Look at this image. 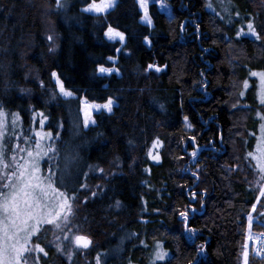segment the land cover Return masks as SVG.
Segmentation results:
<instances>
[{"label": "trees", "instance_id": "trees-1", "mask_svg": "<svg viewBox=\"0 0 264 264\" xmlns=\"http://www.w3.org/2000/svg\"><path fill=\"white\" fill-rule=\"evenodd\" d=\"M61 2L0 0L8 149L16 136L24 143L43 115L46 130L61 133L56 164L64 157L74 163L72 222L43 227L33 244L48 255L34 250L29 259L152 264L159 245L167 256L156 264H243L244 251L249 264H264L249 240L264 234V173L253 159L264 104L251 76L264 72V0H167L171 16L152 3L151 25L138 0H116L103 14L83 11L93 0ZM109 26L124 33V44L106 38ZM99 66L119 74L101 75ZM54 78L72 97L60 95ZM82 99L115 105L85 128ZM47 163L46 176L53 173L44 171ZM76 235L92 245L76 246Z\"/></svg>", "mask_w": 264, "mask_h": 264}, {"label": "snow or ice", "instance_id": "snow-or-ice-1", "mask_svg": "<svg viewBox=\"0 0 264 264\" xmlns=\"http://www.w3.org/2000/svg\"><path fill=\"white\" fill-rule=\"evenodd\" d=\"M141 8L144 9V19L151 23L147 13V0H139ZM57 8L63 6L61 0H56ZM114 7V0H101L99 4H89L87 8L83 9L85 12L91 13H104ZM211 7V5H209ZM248 31L257 40H261L262 37L256 32L254 25L249 23L247 25ZM243 31V30H241ZM109 39H119L121 42L125 40V35L122 32L116 31L109 26L108 31L105 33ZM240 35V32L237 33ZM52 39L51 36L48 37ZM111 59V57H109ZM152 67L151 65L149 66ZM158 70V69H157ZM113 69L105 68L103 66L98 67L99 73H110ZM53 76H56L53 73ZM251 76H258L260 80V102L264 104V72L256 73L252 72ZM59 83V81H58ZM249 86L248 81H244V87ZM60 91L66 97H71L72 92L64 89L60 84ZM243 94V93H241ZM113 101L109 99L102 107L109 112L112 111ZM91 107H98L91 105ZM90 113L85 109V125L88 124ZM264 120V116L261 117ZM94 123V121H93ZM12 126H15V119L12 121ZM8 121L7 114L0 108V169L11 170V175L5 172V179L9 183L4 187L10 189L7 194L0 191V264H29V257L26 253H30L32 249L27 247L32 237L40 231L41 224H55L57 228H61V224L58 223L61 219L62 213L65 209L71 210V204L69 201L76 202L74 195L75 190L68 188V183L71 179V167L70 163H66L64 169L57 175L52 173L47 178H42L39 175V160L42 156L47 155L48 151H54L49 145L47 151H45L39 142L35 143V153L33 151H27V157L29 159L24 160L23 163H19L15 153L17 151L24 152L25 149H20L19 145H14L11 149L13 155L8 156V146L5 143V137L7 136ZM262 136L260 139V147L258 148V154L253 156V159L257 160L259 165V172L264 173V124L261 125ZM50 136V134H49ZM195 155V153H193ZM252 156V153H249ZM264 179V175L261 176ZM61 188L64 190L62 191ZM72 195H69V192ZM264 195V191L261 192ZM252 211H256V205H252ZM71 215L63 216L64 224H70L72 222ZM181 216L186 217L187 213H180ZM264 215V213H262ZM253 226V216H248V227L251 229ZM74 242L78 247L88 249L92 245V240L86 235H76ZM157 251L152 264H156L158 260H164L167 256L166 252ZM35 250L42 252L45 256L48 253L39 244L34 245ZM249 253L243 252V264H249ZM32 264H38V258L32 261ZM96 264H100V257H96Z\"/></svg>", "mask_w": 264, "mask_h": 264}, {"label": "rangeland", "instance_id": "rangeland-1", "mask_svg": "<svg viewBox=\"0 0 264 264\" xmlns=\"http://www.w3.org/2000/svg\"><path fill=\"white\" fill-rule=\"evenodd\" d=\"M100 2H97V4H99ZM138 3H139V0H138ZM152 3H156L159 6V8L161 9V11H163L164 13H166L168 16H171V8L167 4V0H147V13H148L149 6ZM115 4H116V0H114V6H115ZM219 5H220L219 8L222 9V10H224V11H222L223 13L228 14L230 12L231 7L229 6V4H222V2H221V4H219ZM139 7H140V10L143 13V18H142L143 23L148 24V25H151V23H149L147 20L144 19V14L145 13H144V9L141 8L140 3H139ZM210 8H212V7H210ZM110 10H108V11H110ZM88 13H91V12H88ZM104 13H106V12H104ZM91 14H97V13H91ZM98 14H103V13H98ZM148 18L150 19L149 13H148ZM150 21H151V19H150ZM106 38L109 41L119 42L121 44H124V42H125V40L123 42H121L118 38L117 39H114V40L109 39L108 36H106ZM111 61L114 62V63H116L117 60H116V58H112ZM110 69H113V71L110 72V73H99V74H101V75H111L112 73L119 74L117 68L111 67ZM258 73H260V72H258ZM256 77L258 78V84H257V87H256V91H257L256 94L259 95V99H260V80H259V77L258 76H256ZM54 79H55V82H56V85H57V88H58V92L60 93V95L62 97H64V98H70V97L64 96L61 93V91H60V84H61V82L57 78H54ZM58 81H59V83H58ZM104 104L91 103V102H88L87 100H84V99L81 100V114H82L83 126L85 128H87V127H89L91 125H94L93 121H94V115L96 113H99L101 111H105L107 113H110L107 109H105V108L102 107ZM91 105H96L98 107H91ZM114 105H115V101H113V103H112V109H113ZM85 109H87V111L90 113V118H89V122H88L87 125H85V122H84L85 121ZM46 124H47V119L43 115H40V117H39V124L36 127H33L34 126V124H33L32 127L29 129L28 133H25L27 136L24 137V139H23L24 140V143L22 142V144H21V140L22 139H21V136L20 135L19 136H16L14 145H17L18 144L20 149H25L26 150L24 152L17 151L15 153V155L17 156L18 162L19 163H23L24 160L29 159L27 157V151L30 150V151H33L35 153V143L36 142H39L40 145L42 146V148L45 151H47V148H48L49 145L54 149V151H48L47 155L42 156L40 158V160H39V169H40L39 175L42 178H47V176L49 175L48 174L46 176L43 173V171H42V168H43L42 165H43V163H44L45 160H47L50 163V164L47 163L48 164V168L46 167V170L44 169L45 172H47V171L49 172L50 166H51L53 168V173H56L57 174V171L56 170H58V174H59L64 169L66 163H70L71 172H72V168H73V165H74V163L72 161V158H68V157L65 158L64 157V159H63V161H62L61 164H56V163H58V156L55 155L56 152H57V149H56L57 148V145H56L57 143L56 142L60 139L61 133L53 134L52 131L46 130ZM49 134H50V136H49ZM259 135H260L259 136V141H260L262 133L260 132ZM9 137H12V136H9ZM7 140H8V137L6 136L5 137V143L6 144H7ZM259 145H260V142H259L258 146L255 148V153L256 154H258ZM11 155H13L12 151H8V156L10 157ZM254 156H255V154H254ZM256 162H257V160H256ZM5 172H7L8 175H11V170H2V169H0V182H1L2 179H5L4 178L5 177ZM7 183H9V181L5 179V182L3 183V185L2 184L0 185V191L4 187V185L7 184ZM4 189H5L4 194H7L10 191V189H8V188H5L4 187ZM69 203H70V201H69ZM68 213H69V210L68 209H65V211L61 215V219L63 220V216L64 215H68ZM254 219H255V217H253V221H254ZM46 225H49V224H41L40 225V231ZM51 225H55V224H51ZM51 225H49V226H51ZM40 231L35 236H33L32 239H31V241L28 243L27 247L29 249H32V251L30 253H26L27 256L29 254H34V250H35L34 245L35 244H33V239L40 233ZM69 237H71V236L66 235V238L64 239V241L66 243H69L70 242L69 241ZM74 237L75 236H72V238H71L72 241H74ZM32 261H33L32 258L29 259V264H32Z\"/></svg>", "mask_w": 264, "mask_h": 264}, {"label": "built area", "instance_id": "built-area-1", "mask_svg": "<svg viewBox=\"0 0 264 264\" xmlns=\"http://www.w3.org/2000/svg\"><path fill=\"white\" fill-rule=\"evenodd\" d=\"M251 241L253 242V254L258 259L264 258V235L252 234Z\"/></svg>", "mask_w": 264, "mask_h": 264}]
</instances>
